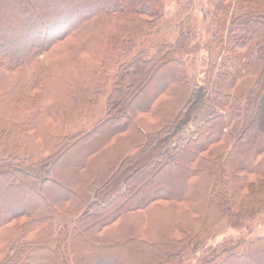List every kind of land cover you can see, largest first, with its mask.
Listing matches in <instances>:
<instances>
[{"label": "trees", "instance_id": "1", "mask_svg": "<svg viewBox=\"0 0 264 264\" xmlns=\"http://www.w3.org/2000/svg\"><path fill=\"white\" fill-rule=\"evenodd\" d=\"M210 3L218 54L195 86L190 18L174 43L145 40L165 0H0V264H187L219 223L264 207V0ZM82 61L88 77L63 81ZM63 87L82 98L61 105ZM197 259L264 264V234Z\"/></svg>", "mask_w": 264, "mask_h": 264}, {"label": "rangeland", "instance_id": "2", "mask_svg": "<svg viewBox=\"0 0 264 264\" xmlns=\"http://www.w3.org/2000/svg\"><path fill=\"white\" fill-rule=\"evenodd\" d=\"M166 5V19L165 24L161 26L162 28L157 32L153 33L151 36L146 37L148 43L159 44V43H174L178 38L177 24L185 19L190 18L192 26L194 27L195 37L190 42V52L186 55L188 73L190 81L197 86L203 83V79L206 75V70L211 59H214L217 56V52H210L206 47L208 38H210V33L208 32V26L210 21V11L211 3L210 0H165ZM96 42H91L89 45V50L93 52L99 51ZM195 46V48H194ZM85 56V55H83ZM90 67L86 61H82L81 65L77 68L76 66H66L61 71V77L63 81H82L86 79L89 75ZM74 83V84H75ZM73 84V85H74ZM66 87L59 91L60 93V102L62 104H67V100L71 101V97L74 96L76 100L82 98L81 91L77 88H71V93H66ZM171 106V104H170ZM163 108V107H162ZM162 108L160 112H162ZM105 104L101 102L99 107L95 108L92 114L86 117L85 121L88 120L89 123L86 124L85 121H76L80 126H90L91 123L96 122L98 118L103 116ZM72 123V122H71ZM69 126V125H68ZM67 127V126H66ZM195 125H190L187 132L194 130ZM113 152L104 156L101 154L94 161V167L90 175H96L106 171L108 161L112 157ZM3 156V151L0 149V158ZM71 160V159H70ZM69 161V160H68ZM88 180L90 176L86 177ZM155 233L161 234L166 232L170 225V221L165 219V215H161L155 218ZM61 222H68L73 224L75 218H70L68 216H61ZM153 230V226H152ZM215 235L203 239L201 244L197 248V255L194 256V259L189 260L187 264H193L194 261L198 260L199 255L206 249V244L212 246L224 237H233L235 239L240 238H254L257 236H262L264 234V207L251 217L246 219H240L235 222H221L213 231Z\"/></svg>", "mask_w": 264, "mask_h": 264}]
</instances>
